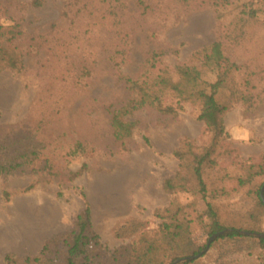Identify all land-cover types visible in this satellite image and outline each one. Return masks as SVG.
I'll use <instances>...</instances> for the list:
<instances>
[{
	"label": "rangeland",
	"instance_id": "1",
	"mask_svg": "<svg viewBox=\"0 0 264 264\" xmlns=\"http://www.w3.org/2000/svg\"><path fill=\"white\" fill-rule=\"evenodd\" d=\"M0 25L8 51L0 56V166L15 167L0 175V264L8 254L30 264L27 238L71 232L86 204L109 252L130 244L113 236L119 223L158 228L155 211L172 201L164 184L179 171L175 152L185 139L201 148L211 142L199 106L184 104L177 116L154 108L130 114L134 133L125 145L112 119L133 99L127 79L173 73L215 43L226 65H237L242 96L224 115L228 137L208 176L231 177L216 200L224 218L254 207L237 178L264 161V0H0ZM11 59L17 69L6 67ZM195 204L202 214L205 204ZM187 210L194 240L208 245L196 210ZM259 226L264 232V218ZM211 246L194 257L198 264H216L229 249ZM249 252L227 262L251 264Z\"/></svg>",
	"mask_w": 264,
	"mask_h": 264
},
{
	"label": "trees",
	"instance_id": "2",
	"mask_svg": "<svg viewBox=\"0 0 264 264\" xmlns=\"http://www.w3.org/2000/svg\"><path fill=\"white\" fill-rule=\"evenodd\" d=\"M0 56L8 54L1 33ZM6 67L17 69L13 59ZM236 64L226 65L223 46L215 43L210 48L197 51L190 64L180 65L171 73L164 70L155 77L147 75L138 79H127L133 99L114 113L112 126L116 139L125 145L132 138L135 124L127 120L134 112L144 108H154L161 113L177 116L180 106H199L198 120L206 126L211 142L207 147H199L192 139H185L175 152L179 161L176 176L164 184V190L172 196L171 204L164 210L155 211V217L162 221L154 231L146 221L128 219L113 228V236L123 242H130L114 252H109L101 237L94 229L91 207L77 216L71 232L54 236L45 244L40 255L28 259L30 264H173L181 259L197 257L207 249L198 244L192 236V219L187 209L196 210L197 219L206 237L225 232L217 238L216 245L229 247L216 264H229V255L249 252L251 264H264V238H253L243 231L263 234L259 223L264 218V203L261 192L264 187V161L248 167L244 175L237 178L239 185L250 188L249 193L256 198L254 207L244 213L235 212L224 218L216 200L227 195L224 183L231 177L219 174L209 177V171L217 172L214 156L228 137L224 115L231 111L241 98L236 80ZM241 90V89H240ZM172 100L171 105L165 102ZM174 104V105H173ZM183 107V106H182ZM181 107V108H182ZM80 146V145H79ZM82 146V145H81ZM80 148V147H79ZM12 165H1L3 171L12 170ZM259 180H262L259 184ZM185 195L195 203L203 202L205 210L201 214L194 202L182 205L175 195ZM7 200L10 194H5ZM193 211V210H192ZM195 212V211H193ZM204 254L202 257H205ZM5 264H18L13 254H8ZM198 260H188L185 264H198Z\"/></svg>",
	"mask_w": 264,
	"mask_h": 264
},
{
	"label": "crops",
	"instance_id": "3",
	"mask_svg": "<svg viewBox=\"0 0 264 264\" xmlns=\"http://www.w3.org/2000/svg\"><path fill=\"white\" fill-rule=\"evenodd\" d=\"M48 234V231H40L37 230L34 233H32V236L27 238L29 247L31 248V256H38L41 254L45 244L50 239L46 237Z\"/></svg>",
	"mask_w": 264,
	"mask_h": 264
},
{
	"label": "water",
	"instance_id": "4",
	"mask_svg": "<svg viewBox=\"0 0 264 264\" xmlns=\"http://www.w3.org/2000/svg\"><path fill=\"white\" fill-rule=\"evenodd\" d=\"M261 198H262V201L264 203V187L262 189V192H261ZM225 232H221V233H218V234H215L213 235L210 239H209V242H208V245H207V249L205 251H208L211 244L213 243L214 240H216L217 238L221 237L222 235H224ZM243 235L245 236H254V237H257V238H264V235L263 234H255V233H250V232H242ZM190 259H194V257H190ZM178 262H176L175 264H177Z\"/></svg>",
	"mask_w": 264,
	"mask_h": 264
}]
</instances>
